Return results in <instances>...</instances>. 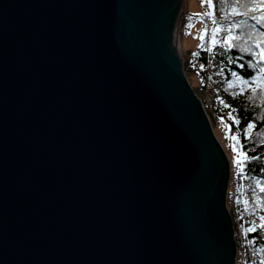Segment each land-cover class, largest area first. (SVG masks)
Masks as SVG:
<instances>
[{
	"label": "water",
	"instance_id": "1",
	"mask_svg": "<svg viewBox=\"0 0 264 264\" xmlns=\"http://www.w3.org/2000/svg\"><path fill=\"white\" fill-rule=\"evenodd\" d=\"M183 8L0 0V264H236Z\"/></svg>",
	"mask_w": 264,
	"mask_h": 264
},
{
	"label": "trees",
	"instance_id": "2",
	"mask_svg": "<svg viewBox=\"0 0 264 264\" xmlns=\"http://www.w3.org/2000/svg\"><path fill=\"white\" fill-rule=\"evenodd\" d=\"M200 1L207 7L205 11L183 16L198 20L201 26L194 61H184V66L193 67L202 79L201 87L206 88L211 63L220 65L223 99H218L215 115L220 120L224 149L231 153L226 206L239 246L236 264H264V58L260 55L264 49V0H211L212 7L208 0ZM248 123L254 127L248 129ZM233 136L238 139H231ZM238 153L247 157L240 166ZM249 228L254 230L247 231Z\"/></svg>",
	"mask_w": 264,
	"mask_h": 264
},
{
	"label": "rangeland",
	"instance_id": "3",
	"mask_svg": "<svg viewBox=\"0 0 264 264\" xmlns=\"http://www.w3.org/2000/svg\"><path fill=\"white\" fill-rule=\"evenodd\" d=\"M184 13L189 16L194 15L195 13L203 12L207 7L201 3L200 0H184ZM184 13L179 21L178 25V40L180 42L179 49L183 60V68L185 75L189 84L192 86L193 90L197 96L203 101V106L208 114L209 120L211 122L212 128L215 135L219 137L221 145H225L222 133L220 130V120L215 115V108L218 104V99H223V94L220 90V65L216 62H212L209 67L210 83H207V87H201V77L198 73L193 70V67L184 66V61L190 63L194 61L193 52L199 44V35H200V22L194 20L192 17H185ZM217 94V95H215ZM224 148V146H223ZM227 157L231 159V153L227 154ZM233 177V176H232ZM231 176H229L230 181ZM230 212V211H229ZM231 215V213H230ZM232 217V215H231ZM233 221V219H232ZM234 227V225H233ZM235 234V232H234ZM235 236V235H234ZM239 248L238 244L236 243ZM240 264V263H239Z\"/></svg>",
	"mask_w": 264,
	"mask_h": 264
},
{
	"label": "snow or ice",
	"instance_id": "4",
	"mask_svg": "<svg viewBox=\"0 0 264 264\" xmlns=\"http://www.w3.org/2000/svg\"><path fill=\"white\" fill-rule=\"evenodd\" d=\"M202 2H203V0H202ZM208 6H209V7H212V5H211V0H208ZM261 7H264V5H261ZM261 19H264V17H261ZM214 31H215V30H214ZM201 38H202V37H201ZM260 55L262 56V58H264V49H262ZM234 75H235V73H234ZM245 83H246V81H245ZM236 123H239V121H236ZM252 127H254V125H253L252 123H248L247 128H248V129H251ZM245 132H246V134H247V130H245ZM231 139H233V140H237L238 137L233 136V137H231ZM233 150L236 151V146H235V145H233ZM246 158H247V157H246L245 154H243V153H238V155H237V157H236V163H237V165L240 166L241 163H242V159H246ZM253 159H255V157H253ZM262 219H264V218H262ZM262 226H264V225H262ZM252 230H254V229H251V228L247 229V231H252Z\"/></svg>",
	"mask_w": 264,
	"mask_h": 264
},
{
	"label": "bare ground",
	"instance_id": "5",
	"mask_svg": "<svg viewBox=\"0 0 264 264\" xmlns=\"http://www.w3.org/2000/svg\"><path fill=\"white\" fill-rule=\"evenodd\" d=\"M178 25H179V23L177 24L176 29H175V31H174V36H175L176 44H177L178 49H179V45H178V44H180V42H179V40H178ZM179 53H180V49H179ZM180 57L182 58L181 53H180ZM207 115H208V114H207ZM224 150H225V149H224ZM225 153H226V151H225ZM226 154H227V153H226Z\"/></svg>",
	"mask_w": 264,
	"mask_h": 264
}]
</instances>
